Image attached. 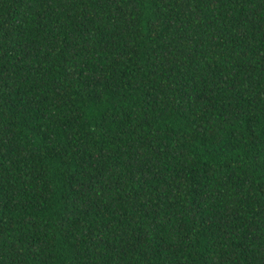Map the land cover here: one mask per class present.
I'll return each instance as SVG.
<instances>
[{
    "label": "trees",
    "instance_id": "1",
    "mask_svg": "<svg viewBox=\"0 0 264 264\" xmlns=\"http://www.w3.org/2000/svg\"><path fill=\"white\" fill-rule=\"evenodd\" d=\"M0 264H264V0H0Z\"/></svg>",
    "mask_w": 264,
    "mask_h": 264
}]
</instances>
